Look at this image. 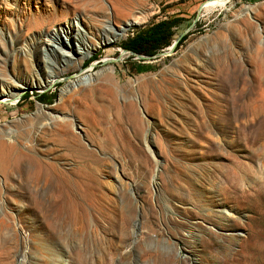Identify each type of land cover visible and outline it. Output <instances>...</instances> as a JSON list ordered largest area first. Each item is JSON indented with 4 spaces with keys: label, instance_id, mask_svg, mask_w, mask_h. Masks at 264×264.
Returning <instances> with one entry per match:
<instances>
[{
    "label": "rangeland",
    "instance_id": "rangeland-1",
    "mask_svg": "<svg viewBox=\"0 0 264 264\" xmlns=\"http://www.w3.org/2000/svg\"><path fill=\"white\" fill-rule=\"evenodd\" d=\"M225 9H200L181 45L155 57L193 8L0 0L7 87L42 80L40 43L57 25L77 21L99 41L107 22L137 23L53 85L0 104V264H264V0ZM170 17L168 45L123 50ZM87 75L89 87L61 97Z\"/></svg>",
    "mask_w": 264,
    "mask_h": 264
},
{
    "label": "bare ground",
    "instance_id": "bare-ground-1",
    "mask_svg": "<svg viewBox=\"0 0 264 264\" xmlns=\"http://www.w3.org/2000/svg\"><path fill=\"white\" fill-rule=\"evenodd\" d=\"M229 2L230 0H209V2L201 7V10L204 12L203 14L211 13V11L218 9L225 11V6ZM75 23L78 24L77 21L74 20L65 22L51 28V30L45 33L47 40L40 43L41 56L43 51V61L41 58L37 64V69H35V71L37 70L39 73L43 71V74H41L42 80H40L39 75L34 76L37 77L35 82L32 80H19L17 81L18 83H13L11 86L9 83L7 87L6 82L0 79V104L13 105L25 90L33 89L35 91H40L43 88L53 85L59 75L63 74L67 69L80 68L82 63L90 57L91 52L95 51L98 46L111 42L115 37H119L129 28L137 24L135 21L129 20L115 27L107 22V27L101 30L98 36L100 40L96 41L88 36L86 30L81 26L77 27ZM61 34H64L63 38L65 41H63ZM30 53L29 48H26L23 54L25 58L27 57L29 61L31 60L30 64H32L34 61H32L33 59H31L32 56H30ZM36 75H38V73H36ZM93 76L94 75H87L70 81L66 88L61 91V97L71 94L75 90L82 91L89 87L90 84L94 82ZM11 81L14 82V80ZM39 111L38 109L37 112ZM11 133L12 131L10 129L6 132L8 136ZM6 154L7 151L0 146V166L5 163Z\"/></svg>",
    "mask_w": 264,
    "mask_h": 264
},
{
    "label": "trees",
    "instance_id": "trees-1",
    "mask_svg": "<svg viewBox=\"0 0 264 264\" xmlns=\"http://www.w3.org/2000/svg\"><path fill=\"white\" fill-rule=\"evenodd\" d=\"M176 25L177 21L175 17L156 22L150 25L145 32L138 33L134 37L128 39L123 45V50L140 52L144 56H152L173 40V29ZM184 40L185 36L177 42L175 49L181 45ZM35 101L41 103V96L36 97Z\"/></svg>",
    "mask_w": 264,
    "mask_h": 264
},
{
    "label": "crops",
    "instance_id": "crops-1",
    "mask_svg": "<svg viewBox=\"0 0 264 264\" xmlns=\"http://www.w3.org/2000/svg\"><path fill=\"white\" fill-rule=\"evenodd\" d=\"M202 1H204V0H171V5H173L174 13L176 12V13H181V14L182 13L187 14L189 11H191V8H193L196 12V9L198 8V6L201 3H203ZM240 1L255 3V2H258L260 0H240Z\"/></svg>",
    "mask_w": 264,
    "mask_h": 264
},
{
    "label": "water",
    "instance_id": "water-1",
    "mask_svg": "<svg viewBox=\"0 0 264 264\" xmlns=\"http://www.w3.org/2000/svg\"><path fill=\"white\" fill-rule=\"evenodd\" d=\"M203 3H201L198 8L196 9V12H195V15H194V18L192 19V21L190 22V24L188 25V27L182 32L180 33L171 43L170 45V48L167 52H162V53H158L155 55V57H158V56H165V55H168L172 52V50L175 48V45L177 44V42L189 31V29L193 26V24L198 20L199 18V11L202 7Z\"/></svg>",
    "mask_w": 264,
    "mask_h": 264
}]
</instances>
